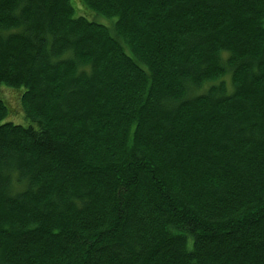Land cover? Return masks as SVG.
Segmentation results:
<instances>
[{"label": "trees", "instance_id": "trees-1", "mask_svg": "<svg viewBox=\"0 0 264 264\" xmlns=\"http://www.w3.org/2000/svg\"><path fill=\"white\" fill-rule=\"evenodd\" d=\"M74 1L0 0V264H264V0Z\"/></svg>", "mask_w": 264, "mask_h": 264}, {"label": "rangeland", "instance_id": "rangeland-1", "mask_svg": "<svg viewBox=\"0 0 264 264\" xmlns=\"http://www.w3.org/2000/svg\"><path fill=\"white\" fill-rule=\"evenodd\" d=\"M72 2L75 5V1L72 0ZM94 15L95 14L93 12L92 13L91 12H87V14H86V16H88V18L90 20L94 19ZM102 22H106V21H102ZM9 90H11V91L0 89V96H3L5 98L9 99V101L12 102V106H13L12 107V114H10V106H9V108H8L9 109V114H8L7 118L5 119V121L12 122L14 124H22L24 126H27L28 124H31V122L25 117V113L23 112V114H21V109L17 105L18 95L16 93L12 92V91H14L13 89H9ZM15 91L21 92V95H22L24 89L21 88V90H15ZM7 107H8V105H7Z\"/></svg>", "mask_w": 264, "mask_h": 264}]
</instances>
